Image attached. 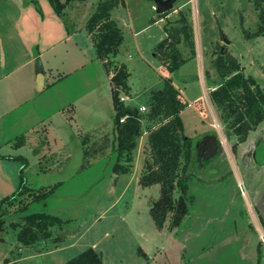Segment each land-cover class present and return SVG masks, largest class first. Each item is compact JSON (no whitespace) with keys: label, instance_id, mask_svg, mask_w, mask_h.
Instances as JSON below:
<instances>
[{"label":"rangeland","instance_id":"rangeland-1","mask_svg":"<svg viewBox=\"0 0 264 264\" xmlns=\"http://www.w3.org/2000/svg\"><path fill=\"white\" fill-rule=\"evenodd\" d=\"M98 1H77V5L69 6L65 10L67 21L71 20L76 27L81 30L84 27L87 31V22ZM147 1L127 0L126 6H120L112 14L125 37L118 60L132 72V99L126 101L130 105L146 103L143 107L149 110L153 93L163 90L164 80L169 78L176 82L180 91L186 93L189 102L203 98L197 102V106L194 104L195 108L189 107L182 113L187 136L198 139L194 143L197 151L189 169V194L194 197L191 216L178 230L169 228V220L163 229L156 226L151 207L161 197V186L145 188L140 183L145 161L150 156V148L146 146L147 133L142 136L146 138L145 145L142 137L138 142V146L141 143L144 145L141 151L142 167H134L133 161L131 172L124 174V177L119 174V180L115 177L118 174L112 172L116 154L113 152V138L107 132V128H110L108 124L91 130L97 133L94 135L81 130L80 133L85 135L83 140L90 135L92 141L83 152L75 143L72 149L68 147L67 152H73L72 157L60 156L67 161L66 164L58 168L59 171L50 172L48 176L44 174V177L39 171L34 172L39 162L34 151L25 148L18 151L0 138V154L19 155V158L25 157L30 163L24 172L23 160L10 162L9 157H5L0 161V175L9 178V183L16 186L15 192L23 179L29 188L39 191L47 189L43 187L45 182L57 184L60 180H66V184L55 190L43 208L39 205L45 201L34 204L31 203L32 197L25 196L11 209L10 216L6 218L7 231L3 235L6 243L0 249L9 250L17 242L19 229L11 227L12 224H22L24 218L33 212H44L61 219L63 225L53 227L51 239L33 248L41 250L48 248V245L53 248L64 245V249L53 256H56L54 261L47 259L53 263L61 259L64 264L93 248L102 256L104 264H258V248L263 243L261 234H264V168L256 167L251 160L250 138L254 137L255 132L249 133L242 153L235 151V146L240 147L237 136L225 130L210 98V93L223 82L214 65L222 49L241 63L245 74L256 79L264 92V34L258 33L260 12L255 0H177L166 15L157 13L153 0ZM182 18L191 27L193 46L186 40L179 46L187 63L168 77L167 64L156 59L154 54L159 43L168 36L166 30L172 32L182 27ZM83 49L90 64L87 63V67L78 75L69 76L59 86L71 92L68 94L69 100L74 98L72 91L76 86L83 85L86 89L93 84L92 75L97 72L100 62L93 46L86 44ZM109 88V82L104 78L102 89L105 95H110ZM44 104L46 113L54 112L60 105L64 109V102L56 99L53 104ZM98 106L101 117L106 116L105 104ZM7 107L6 103H0V113ZM197 108L206 113H201ZM201 117L211 123L215 131L206 141L201 139L200 130L196 127L199 119L204 122ZM92 122H96L95 118L89 124H95ZM89 124H85V127L92 126ZM102 145H108V148L104 149ZM97 149H104L106 153L100 155L95 151ZM85 151H89L88 154L85 155ZM240 184L246 194L241 195ZM26 203H31V207L21 211ZM11 249L9 261L19 259L22 255L20 248ZM33 255L32 251L23 253L22 258L34 260L24 259L19 264H48L35 260ZM262 255L264 264V252Z\"/></svg>","mask_w":264,"mask_h":264},{"label":"trees","instance_id":"trees-1","mask_svg":"<svg viewBox=\"0 0 264 264\" xmlns=\"http://www.w3.org/2000/svg\"><path fill=\"white\" fill-rule=\"evenodd\" d=\"M56 14L67 22L65 10L79 0H49ZM81 1V0H80ZM127 0H99L94 13L90 16L86 30L92 36L98 59L110 72L112 78V96L114 102L113 117V152L116 159L112 168L115 174L131 172L134 151L139 139L147 133L150 156L145 161V171L141 178L142 187L161 186V197L151 207V216L159 229H163L168 220L169 228L178 230L189 216L194 197L189 194V169L194 159L195 140L186 136L182 112L189 106L180 89L170 79H165V87L152 96V103L146 113L137 106L127 105L122 101V94L131 95L128 80L131 76L126 65L118 66L116 59L125 37L118 23L113 19V12L120 6H126ZM260 12L259 35L264 34V0H255ZM166 15V14H164ZM182 27L175 31L167 30V38L156 48L158 57L167 64L169 73L181 69L187 61L179 46L186 40L192 44V30L187 20L182 18ZM217 73L223 78L222 84L210 93L212 104L219 114L220 121L237 136L238 144L244 143L249 133L264 122V92L258 81L245 74L244 67L224 49L214 60ZM203 100L199 99L198 101ZM194 102L197 106V102ZM198 109V108H197ZM201 113H206L198 109ZM124 119V122L122 120ZM145 124V126H144ZM104 132V129L102 130ZM215 134V133H214ZM108 138V136L105 135ZM84 146L92 140L88 135L82 139ZM108 143V139H106ZM108 148V145H102ZM194 147V149H193ZM95 150L104 155L106 150ZM236 150V146L234 147ZM89 151H85V155ZM2 158V156H0ZM57 187L42 190L29 188L23 179L18 191L0 201V242L1 234L7 226L6 218L11 209L22 202V198H33L31 203L47 204ZM30 203V204H31ZM26 203L21 211H27L31 205ZM58 217L33 212L24 218V222L14 223L11 227L19 229L18 242L25 247H35L52 237V228L61 226ZM264 229V221H262ZM263 243L259 245V261L262 264ZM64 264H104L102 256L90 248Z\"/></svg>","mask_w":264,"mask_h":264},{"label":"crops","instance_id":"crops-1","mask_svg":"<svg viewBox=\"0 0 264 264\" xmlns=\"http://www.w3.org/2000/svg\"><path fill=\"white\" fill-rule=\"evenodd\" d=\"M78 2H85V0H79ZM145 2L148 1L145 0ZM75 5H77V2H75ZM82 29L76 27L75 22H71V20L66 22L60 18L49 0H0V103H6L8 106L3 113H0V138H4L5 144H9L18 151L21 148H25L30 152L36 151L33 154L36 155L39 162L38 168L34 172L39 171L43 177L44 174L48 176L50 172L59 171L66 164L67 161L61 159L60 156L72 157L73 152H67V149L68 147L72 149L74 143L78 149L84 151L86 147L83 145L82 139L85 135L83 136L80 133L81 130L84 133L94 135L96 132L91 130H98L103 125L108 124L107 126H110V128H107V132L111 134L110 137L114 140L112 132V121L115 114L112 96L113 70L109 72L104 63L100 61L97 65V72L92 75L93 84L86 89L83 85L76 86L72 91V95L75 96L71 100L68 98V94H71V92L59 87L69 76L78 75L90 64L83 47L86 44L88 47H94V43L90 39L91 35L84 30V27ZM165 33H167V30ZM134 35H137V33ZM118 57L116 59L118 66L125 65L118 60ZM154 57L160 61L156 53ZM166 70V75L171 77L172 73H169L168 68ZM40 74L43 75L42 79ZM130 74H132L131 71ZM104 78L109 82L110 95H105L102 89ZM130 79L131 76L128 80L131 95L122 94V98H125L124 102L127 105L130 104L126 100H131L133 93ZM169 79L177 87L176 82L172 78ZM181 92L185 100L188 101L186 93L182 90ZM48 94L49 96L46 98L45 96ZM123 95L125 96L123 97ZM55 99L60 103L64 102L63 107L65 110L60 105V108L52 113L44 112V108H46L44 102L53 104ZM200 99L203 98L200 97ZM194 102H189V105L192 104L193 108H195ZM101 103L105 104L106 116L104 117H101V110H98V105ZM145 104L131 106L143 107ZM94 118L96 122L92 123L95 124H89ZM201 118L205 123L202 122V119H199L196 127L200 130L201 135L199 134V136H202L201 139L206 141L213 136L215 131H213L211 123H208L204 117ZM85 124L92 126L85 127ZM69 125H71V128ZM260 125L255 131H252L255 132L254 137L250 138L252 141L251 160L256 167L264 168V124L261 123ZM74 127H77L79 131ZM184 127L186 134L185 123ZM198 131L197 133H199ZM141 139L145 145L146 138L142 137ZM192 139L198 140L195 137H192ZM143 144L141 143L135 150L137 152L134 167L139 169L142 167L141 151L144 147ZM243 145L244 143H241L235 151L240 150L242 153ZM146 146L148 147V144ZM195 151L197 150L195 149ZM0 156H2L0 161L4 160L5 157H9L10 162L23 160L25 163L24 172L30 167V163L25 157L19 158V155L6 156L2 154ZM262 158L263 160L260 162ZM119 176L121 175L115 176L116 180L117 178L119 180ZM124 176L126 175L123 174ZM65 181L60 180L57 184L51 182V185L49 182H45L43 187L49 188L54 185L58 189L66 184ZM9 182L11 181L8 177L3 174L0 175V201L15 193L16 186H12ZM2 195H5V197L1 198ZM190 214L186 219L191 216ZM6 231L7 226L1 234L3 242H0V246L6 243V238L3 236ZM16 241L11 245V248H20L22 255L19 259L9 261L8 255L12 252V249L2 248L0 249V264H19L24 259L34 260L33 258H22L23 253L27 251H32L34 253L32 257L39 262L62 264L61 259H56L58 262L55 263L49 262L47 259L54 261L57 256L56 253L64 249V245L60 248L59 246L53 248L48 245V248L43 247L44 249L36 250L33 247L22 248L18 238ZM54 255L56 256L53 258Z\"/></svg>","mask_w":264,"mask_h":264},{"label":"water","instance_id":"water-1","mask_svg":"<svg viewBox=\"0 0 264 264\" xmlns=\"http://www.w3.org/2000/svg\"><path fill=\"white\" fill-rule=\"evenodd\" d=\"M153 1L155 3V7L159 15H164L169 11H171L174 8L175 3L177 2V0H153ZM40 75L42 79L43 75L42 74Z\"/></svg>","mask_w":264,"mask_h":264},{"label":"built area","instance_id":"built-area-1","mask_svg":"<svg viewBox=\"0 0 264 264\" xmlns=\"http://www.w3.org/2000/svg\"><path fill=\"white\" fill-rule=\"evenodd\" d=\"M156 9V8H155ZM122 101H125V98H122ZM189 106H193L192 104H190ZM140 111L142 112V113H146L148 110H147V108L146 107H142V108H140ZM122 122H124V119L122 120ZM216 128H219V126H218V124L216 125H214ZM239 187H240V189H241V195H243V194H246V192H245V188H243L242 187V184H240L239 185ZM262 236H261V238H262V240H263V243H264V234H261Z\"/></svg>","mask_w":264,"mask_h":264}]
</instances>
